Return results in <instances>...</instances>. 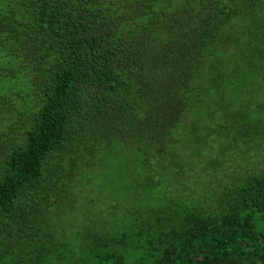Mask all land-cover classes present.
I'll list each match as a JSON object with an SVG mask.
<instances>
[{"label":"trees","instance_id":"16d2710c","mask_svg":"<svg viewBox=\"0 0 264 264\" xmlns=\"http://www.w3.org/2000/svg\"><path fill=\"white\" fill-rule=\"evenodd\" d=\"M0 155V264H264V0H0Z\"/></svg>","mask_w":264,"mask_h":264},{"label":"rangeland","instance_id":"374dc122","mask_svg":"<svg viewBox=\"0 0 264 264\" xmlns=\"http://www.w3.org/2000/svg\"><path fill=\"white\" fill-rule=\"evenodd\" d=\"M115 149L109 154L104 168H99L87 178L81 179L80 188H78L80 190H73L74 193L71 192V194L67 192L68 199H58L55 205L60 204V201L63 200L65 205L61 207L65 209L67 219L82 221L86 215L90 214L96 216L99 221L107 219L108 222L115 223L122 217H129L133 208L139 209L144 204L143 196L132 192L131 179L125 166H121L124 164V159L122 154H118ZM103 156L106 157L107 153ZM112 206L116 207L112 208ZM70 208L73 209L71 212H69ZM100 210L104 211L102 218L97 216ZM79 225L72 226V230L77 231ZM0 236L4 238L2 240L4 245L7 235L0 233ZM75 256H81V249L78 247L75 249Z\"/></svg>","mask_w":264,"mask_h":264}]
</instances>
